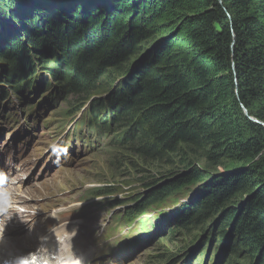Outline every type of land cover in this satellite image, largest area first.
I'll return each mask as SVG.
<instances>
[{"label": "trees", "instance_id": "1", "mask_svg": "<svg viewBox=\"0 0 264 264\" xmlns=\"http://www.w3.org/2000/svg\"><path fill=\"white\" fill-rule=\"evenodd\" d=\"M19 7L34 13L15 17L14 9ZM151 16H164L168 23L180 20L177 30L188 48L177 60L165 46L154 49L126 86L120 85L119 91L114 85L104 97L107 109L110 101L115 105L113 100H118L110 121L114 125H123L121 111L138 110L144 138L128 145L132 152L147 160L162 159L187 144L205 150L213 162L222 154L228 156L236 161L231 166L259 156L264 150V127L246 117L241 105L264 122V0H1L0 56L10 64L0 66V94L29 99L27 89H36L42 70L49 71L63 92L89 94L109 67L118 71L126 54L137 52V44L147 37L145 30L129 24ZM13 18L26 27L29 37L24 42L10 31ZM44 50L65 60L60 75L53 68L54 59L47 62L51 69L28 70L29 54ZM42 78V86L49 83L45 74ZM104 107L97 99L93 115L103 117ZM260 164L257 171H243L229 188L207 187L187 216L202 220L227 193L258 189L241 214L234 237L235 241L246 233L256 237L255 252L263 249V257L255 264H264V158ZM206 178L197 169L177 177L148 195L134 213L138 216ZM234 214L230 212L227 222Z\"/></svg>", "mask_w": 264, "mask_h": 264}, {"label": "rangeland", "instance_id": "2", "mask_svg": "<svg viewBox=\"0 0 264 264\" xmlns=\"http://www.w3.org/2000/svg\"><path fill=\"white\" fill-rule=\"evenodd\" d=\"M14 11V16L19 18H23L24 15L30 16L34 13L31 9H23L22 7L16 8ZM172 15L173 14L167 15V17L169 16L170 18ZM163 17L164 16H151V18H148L146 21L140 20L136 24L130 23V28L133 27L134 29L139 28V30H145L144 36L147 37L145 39L143 38L140 44H137L140 48H138L135 53L126 54L127 59L125 62H122L118 71L113 67H109L106 74L99 81L97 88H92L89 94L83 93L80 95L82 97L87 96V98L95 96L98 100L100 99L104 102L105 109L101 111L103 112L105 110L102 115L104 122L110 124L111 117H114L113 112H116L114 107L118 105V100L114 99L113 102L115 105H113L111 101L108 103L111 111L107 109V101H105L104 98L105 95L113 89L114 85H119L118 87H120V85L126 86L134 76V73H136L138 68L146 61L145 59L149 53L156 48L165 46L169 55L176 60L185 55L188 44L186 40L182 39V34L177 30V26L181 21L179 20L176 22V18L169 22V24L168 20L164 22L165 20L162 19ZM14 21L15 18L11 21L13 25H10V31L14 35L10 34L15 38L18 37L19 40L24 42V39L29 37L26 33V27L20 22H16L15 24ZM174 23V27L169 28ZM40 25L42 27L44 26L42 24ZM144 40H146L145 43ZM134 45L135 43L133 46ZM0 51H2L1 48ZM47 51L48 50H44L43 52L39 51V53H30L28 57H30L31 63H27L29 65L28 70L33 67L31 70L33 71L36 68L34 71V73H36L38 68L45 67L51 69L47 62L50 59H54L57 62L54 63L53 68L55 71L59 72L60 75V73L66 69L62 67L65 64V60L63 59L64 61H62L60 57H57V54H52ZM6 64H10V62L0 56V66ZM31 73L32 72L28 73V75H31ZM41 75L42 73L40 76ZM0 84H2V82H0ZM123 86L118 90L120 91ZM119 91H114L111 98ZM76 99L77 96L73 95L71 102H74ZM68 104L69 103H66L65 106ZM241 107L246 117L254 123L264 127V124L257 121L260 120L259 118L250 115L247 107L243 105H241ZM63 109L66 110L67 108L63 107ZM10 112H13V114L17 112L18 116L15 117V119H19L20 121L13 124L14 121H11V117H8ZM121 112L123 114L120 121L123 123L122 126L126 128L124 136L125 143L119 150L114 147H104L106 157L109 158L112 155L109 161L106 162L105 158L101 157V151L103 149L99 150L100 147L91 149L95 144L90 146H85L86 144L83 145L79 136H74L72 131H68L72 128H69L67 130L68 132L64 133L74 119L65 123V125H67L65 130H57L60 124L59 122L63 120V113L60 108L51 106L42 108L37 107L35 113L30 115V109H27V103L24 104L22 101H19L16 96L12 95L0 101V146L9 141L20 128L21 131L28 130L30 134L34 135L35 140L34 145L28 149L27 154L30 156L26 159V162L32 163L31 170L36 169L37 174H43V170H45L48 164L56 158L50 149L55 152L56 145L60 144L63 146L64 142L70 146V141L73 139V146H70L71 149L78 155L84 156L83 159L78 160L80 161L79 169H83L82 165H84V167H89L91 165L89 160L94 158H99L101 162H97V166L93 167V170L89 168L87 172L61 168L55 176V189L57 192L61 190L77 192V185L87 184L90 174L96 170H103V173L107 172L108 178L106 181L115 184L114 188H119L118 192L113 191L105 195L114 200V208L116 211L120 207L123 209L129 206L135 208L140 207L144 204L146 199H149L148 195L158 190V188H160L159 186L170 183L177 177L197 169L208 177L201 185L198 183L191 187H187L169 197L165 202L149 207L146 210L147 212L141 214V218L144 219L142 226H139L137 229H132L129 234L127 233L129 229L138 225V222L134 223L129 216L124 214L118 215L110 209L109 212L106 210L99 213L105 218V223L103 224L98 221L95 225L97 233L94 234L93 237L91 234H88V236L99 243L102 236L108 233L111 216L113 218V228L106 238L113 240L122 236L119 238L120 240H117L116 245H119L121 242V246H118V249L123 246H125V250L127 248V250L120 255L123 256L122 258H128V261L124 264H217L218 258H224L220 264H234L235 261H237L238 264H255L258 260L261 261L263 249L255 252V236L246 233L243 234V240L241 237H239L237 241L234 239L235 230H237V222L241 214L245 212L244 209L249 201L255 200H253V198L258 189L251 192L243 189H235L232 193H227V195L221 198L218 208L213 211V206L202 220L193 218L194 216H192V220L191 218L189 220L187 216H189L190 206L205 194L206 188L210 185H214L218 189H226L228 185H233L230 183L232 180L234 184L237 183L243 171L247 169H255V171H257L264 158V150L259 156L247 161L250 164L246 165V167L237 165L231 166L234 164L233 162L236 161H233L230 157L223 154L218 157L216 162H213L208 159V153L205 150L194 149L187 144H180L178 152L168 156L166 155L165 158L147 160L133 153L132 149L128 146L131 142H143L144 136L139 129L141 120L136 117L138 110L133 108L131 110L125 109V111ZM118 116L119 115H117V117ZM23 120H26V122L21 124L20 122ZM44 123L51 124L46 126ZM18 125H21L20 128H16ZM37 125L39 128H34V126L36 127ZM36 142L37 144H35ZM39 157L42 158L40 160L38 159L39 163H37L35 158ZM121 157V167L111 164L113 160H119ZM247 162H242V165ZM207 172L209 173L207 174ZM217 175H219V177ZM51 182V179H48L44 183V195L38 196L42 197V200L29 201L30 208L34 210L43 208L44 210L46 207L55 204L54 200L57 199V197L48 198L47 196V194L50 193L49 189L52 185ZM61 201L63 203L64 198H62ZM96 203V205H98V203L103 204L104 201L100 199ZM96 211V209L92 208H78L63 217L65 219L81 218ZM174 211H176L175 216ZM233 211L235 214L229 223L227 221L230 218V212L232 213ZM167 213H170V215ZM33 215L35 214H31L28 217H32ZM171 215L174 217H172L171 220H167V216ZM36 221H38L35 224L37 235L40 234L41 231L47 230L45 227L47 225V219L45 217L41 216L35 221L30 222V224ZM87 228L91 230V223H89ZM110 247L111 244H108L105 249L109 250Z\"/></svg>", "mask_w": 264, "mask_h": 264}, {"label": "bare ground", "instance_id": "3", "mask_svg": "<svg viewBox=\"0 0 264 264\" xmlns=\"http://www.w3.org/2000/svg\"><path fill=\"white\" fill-rule=\"evenodd\" d=\"M20 101V100H19ZM121 124V123H120ZM116 130L118 131H122V130H125L126 131V128L123 127L122 125H118L116 126L115 128ZM64 147L66 146L68 151L69 152L71 149L70 147L66 144V142H64ZM70 146H73V139L70 141ZM119 148L121 147H118L117 149L119 150ZM24 149V148H23ZM103 150L101 151L102 153V156L103 158H105V161H109V158L112 156H110L109 158L106 157V153L104 152V147L102 148ZM26 158V157H25ZM99 159V158H98ZM23 160H26L24 159L23 157ZM103 162V161H102ZM120 162H122V157L119 159V160H113L111 162V164L115 165V166H119L121 167L122 165H120ZM110 163V162H109ZM113 165V166H114ZM16 170L20 171L21 169L18 168V167H15ZM92 169V168H91ZM93 170V169H92ZM108 178L107 176V172L106 173H103V170H96L95 172H93L92 174H90L88 176V180L89 182L87 184H83V185H77V190L78 191H82L86 197L88 199H97V198H101V200H103L104 202H106V204H108V206L112 209V211L118 215H121V214H124L126 216H136L137 214H135L134 212H136V208L135 207H126L125 209H123L122 207H120L117 211L116 209L114 208L115 207V202H113L114 200L111 198V197H106L105 195L106 194H109V193H112L113 191H116L118 192L119 191V188H114L115 184H111L110 182H107L106 179ZM94 183V184H93ZM58 202H55L56 204V207H58L60 204H57ZM135 209V210H133ZM66 208L65 207H62L59 212H62V211H65ZM179 213V212H178ZM177 213V214H178ZM175 216V215H174ZM173 216V217H174ZM117 217V216H116ZM51 219V217H50ZM90 222H88L89 224ZM67 225H69L68 223H65ZM92 224V222H91ZM93 225H95L93 223ZM83 231L81 232V235H82ZM120 251H123V248L121 247L120 248ZM103 255H107L108 254V251L107 250H103L102 251Z\"/></svg>", "mask_w": 264, "mask_h": 264}, {"label": "clouds", "instance_id": "4", "mask_svg": "<svg viewBox=\"0 0 264 264\" xmlns=\"http://www.w3.org/2000/svg\"><path fill=\"white\" fill-rule=\"evenodd\" d=\"M54 156H56V160L54 163H57L59 161V154L66 155L67 154V147L60 148L59 154L58 152H54L52 149H50ZM13 193L11 192L9 188V177L7 174L0 170V216H8V213L13 208V199H12ZM58 223V221H57ZM50 231L55 235V231L53 229H50ZM64 231L67 232L70 236L69 243L71 244V247L69 249V253L67 255H63L60 252L62 242L57 240V248H56V255L60 256L59 264H82L83 258L80 254H78L74 247H73V238L78 232V228L74 227L72 229H69L68 225H64Z\"/></svg>", "mask_w": 264, "mask_h": 264}, {"label": "water", "instance_id": "5", "mask_svg": "<svg viewBox=\"0 0 264 264\" xmlns=\"http://www.w3.org/2000/svg\"><path fill=\"white\" fill-rule=\"evenodd\" d=\"M221 1V0H220ZM259 123H261V124H264V122L263 121H260V120H257ZM246 165H248V164H244V165H240L241 167H246ZM221 173V172H220ZM219 174V173H218ZM223 174V173H222ZM221 175V174H220ZM218 177H219V175H217ZM201 185V184H200ZM176 213H174V215H175ZM170 215V214H169ZM173 217V215H171V216H167V220L168 219H171ZM165 219V220H166ZM223 259L224 258H218V260H217V264H220V263H222V261H223Z\"/></svg>", "mask_w": 264, "mask_h": 264}]
</instances>
